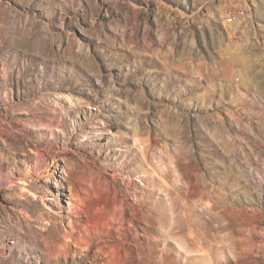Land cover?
I'll return each instance as SVG.
<instances>
[{"label": "rangeland", "instance_id": "rangeland-1", "mask_svg": "<svg viewBox=\"0 0 264 264\" xmlns=\"http://www.w3.org/2000/svg\"><path fill=\"white\" fill-rule=\"evenodd\" d=\"M0 174V264H264V0H0Z\"/></svg>", "mask_w": 264, "mask_h": 264}, {"label": "bare ground", "instance_id": "bare-ground-1", "mask_svg": "<svg viewBox=\"0 0 264 264\" xmlns=\"http://www.w3.org/2000/svg\"><path fill=\"white\" fill-rule=\"evenodd\" d=\"M145 153V152H144ZM146 156V155H145ZM148 158V157H147ZM41 159V158H40ZM9 179H7V178H5V177H3L1 174H0V184H1V186L2 185H8V183H9ZM19 188V187H18ZM24 188V187H23ZM22 189V188H21ZM54 224V221H52V223H51V225H53Z\"/></svg>", "mask_w": 264, "mask_h": 264}]
</instances>
